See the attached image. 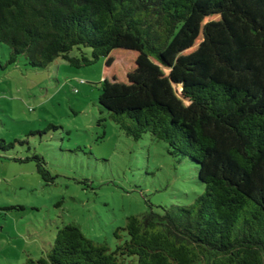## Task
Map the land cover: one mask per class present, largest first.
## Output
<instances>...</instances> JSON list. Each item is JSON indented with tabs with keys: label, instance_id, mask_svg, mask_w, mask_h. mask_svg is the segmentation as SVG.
Segmentation results:
<instances>
[{
	"label": "trees",
	"instance_id": "1",
	"mask_svg": "<svg viewBox=\"0 0 264 264\" xmlns=\"http://www.w3.org/2000/svg\"><path fill=\"white\" fill-rule=\"evenodd\" d=\"M0 42L7 63L101 59L100 109L164 141L203 187L126 216L112 250L67 222L24 264H264V0H0ZM13 159L53 181L42 155Z\"/></svg>",
	"mask_w": 264,
	"mask_h": 264
},
{
	"label": "rangeland",
	"instance_id": "2",
	"mask_svg": "<svg viewBox=\"0 0 264 264\" xmlns=\"http://www.w3.org/2000/svg\"><path fill=\"white\" fill-rule=\"evenodd\" d=\"M8 52L0 42V138L14 141L0 152V264L41 255L67 222L112 250L126 216L191 203L202 191L195 165L149 133L127 136L100 109L101 59L33 67L22 56L7 63ZM34 152L52 182L33 160L13 159Z\"/></svg>",
	"mask_w": 264,
	"mask_h": 264
}]
</instances>
